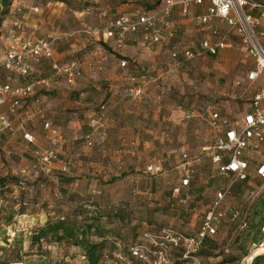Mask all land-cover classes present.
Here are the masks:
<instances>
[{
	"label": "crops",
	"instance_id": "obj_1",
	"mask_svg": "<svg viewBox=\"0 0 264 264\" xmlns=\"http://www.w3.org/2000/svg\"><path fill=\"white\" fill-rule=\"evenodd\" d=\"M157 1L8 0L5 3L0 0V12L7 10L0 22V60L13 40H54L53 59L33 65L29 77H12L0 69V85L33 87V94L21 100L17 115L10 116L12 131L0 133V244L4 241L3 247L9 249L8 258L0 257V264H64L61 260L67 251L80 254L75 258L81 261L73 256V262L70 255L71 264H88L79 247L31 245L33 232L42 228L46 221L72 217L77 214L78 206L80 210L87 209L95 214L92 211L101 204L96 195L105 194L117 177L120 182L129 174L134 178L133 193H141L135 180L141 177L146 164L161 162L175 178L176 168L181 167V154L196 149L194 135L200 138L208 135L206 127L203 132L198 128L209 110V102L198 106L196 100L195 109L187 111L175 107L174 101L167 104L169 98L164 89L167 84L166 90L168 85L181 90L184 64L190 61L181 54L186 49L193 50L196 56L192 75H208L209 70L202 63L208 64L212 56L192 48L193 41L204 31L198 20L204 12L203 5L191 6L186 16L181 15L179 5L174 6L169 18L178 31L156 46H144L140 36L134 34L122 48H116L114 39L102 40L91 32L93 28L104 29L110 20L121 14L151 13L162 0ZM261 20L262 17L255 18L256 22ZM174 51L179 54L176 60L170 58ZM72 59L80 63L81 75L73 85H68L64 76L52 70L51 62L64 63ZM121 60L147 71L148 81L138 100L126 99L130 82L128 71L119 67ZM251 83H259L258 89L263 86L260 78ZM193 87L207 98L221 91L218 83L208 79ZM239 89L233 84L229 93L238 94ZM11 100L8 97L0 107V114H7ZM98 112L106 116V125L93 134L89 122ZM46 122L50 124L49 129L44 128ZM24 132L33 136L32 143L22 138ZM94 136L101 137V143L89 145L86 139L92 141ZM54 143L60 159L70 162L66 173H61L57 165L38 175L23 177L15 172L14 160L18 162L19 171L26 169L35 162L39 150ZM206 156L201 152V163H205ZM13 175L23 181L21 196L31 204L22 210L6 196ZM258 181L249 180V184L257 186ZM207 185L208 181L202 176L191 182L189 195L195 205V217L204 214L210 204L207 205L209 200L205 195ZM146 193L150 197L151 194ZM118 199L114 198L115 203ZM260 199L264 201V194ZM261 218L259 226L264 222V214ZM12 221L19 222L24 229L18 232ZM26 228L32 231L29 233ZM122 249L123 246L116 243L115 247L104 251L101 260L116 256ZM203 249L208 250V247ZM133 264L138 262L133 260Z\"/></svg>",
	"mask_w": 264,
	"mask_h": 264
},
{
	"label": "built area",
	"instance_id": "obj_2",
	"mask_svg": "<svg viewBox=\"0 0 264 264\" xmlns=\"http://www.w3.org/2000/svg\"><path fill=\"white\" fill-rule=\"evenodd\" d=\"M248 0H162L159 6L151 13L143 14H121L110 20L104 29L93 28L92 34L99 36L102 40L114 39L117 48H122L130 35L138 34L144 46H156L177 33L176 24L170 20V14L174 6L179 5L182 16L188 14L191 6L205 5L204 12L198 17L200 24L208 27L214 20H221L229 28H236V32L243 35L249 41V54L253 57L255 67L246 75V80L255 82L259 78L263 86L258 89L250 99L248 111L240 118L230 120L217 111H211L208 115V125L215 134V140L208 147H203L202 152L209 156L211 163L215 164L220 175L232 178L233 182L246 181L249 176V166L252 164L254 175L264 183V162H257L254 156L260 153V147L264 145V46L254 39L253 27L255 19L250 14L242 11L243 7H263L259 3L249 4ZM213 42L210 37L204 38L199 44L202 52L214 57L226 48L223 37L218 36L216 30L211 31ZM260 37L264 34L259 33ZM53 39L33 38L27 40H13L5 49L3 59L0 60V69L9 76L27 78L31 75L33 65L43 60L53 59ZM186 60H191L194 52L186 49L181 52ZM178 52H171L170 58L176 60ZM126 60L119 62V67H129ZM51 68L57 75L65 77L68 85H73L75 79L81 75L80 63L72 59L64 63L51 62ZM129 74V87L126 90V98L137 99L141 97L142 88L147 83V71L141 67H131ZM133 68V70H132ZM128 69V68H127ZM126 69V70H127ZM135 69V70H134ZM33 94V87L30 85H0V107L5 104L8 97H11L7 114H0V133L12 131L10 116H16L20 108L21 100ZM103 109V108H101ZM99 113V112H98ZM106 116L103 112L91 119L89 126L93 134L98 133L106 125ZM50 124L44 123V128L49 129ZM27 143L33 142V136L27 132L22 134ZM86 142L91 145L93 142L100 144L101 137L94 136L93 140L87 138ZM195 158L187 152L181 154V167L177 170V182L172 186L171 192L178 197L180 204L190 201L189 188L194 180L192 162ZM54 165L58 166L61 173L68 171L70 162L60 159L58 146L41 149L37 152L34 163L28 168H23L20 174L38 175L41 172L50 170ZM165 172L164 166L159 162L146 164L142 169L145 176L155 177ZM22 182V181H21ZM21 183L14 188L16 194ZM231 184L219 190L214 200L205 210L199 227L193 234L172 229L163 228L157 232L145 233L141 240L129 246L128 256L117 254L112 259H107L102 264H171L173 250L179 249L181 259L186 264H203L196 258V254L203 248L205 240L213 238L217 232L218 223L224 218L225 212L222 205ZM257 193H251L250 196ZM14 199H18L17 196ZM239 211L235 210L230 214L232 221L239 220ZM249 226L247 219L240 221V227ZM261 236H264V222L259 227ZM259 244L258 246H260ZM256 246V245H253ZM249 261L252 259L246 258Z\"/></svg>",
	"mask_w": 264,
	"mask_h": 264
},
{
	"label": "rangeland",
	"instance_id": "obj_3",
	"mask_svg": "<svg viewBox=\"0 0 264 264\" xmlns=\"http://www.w3.org/2000/svg\"><path fill=\"white\" fill-rule=\"evenodd\" d=\"M159 2V0L157 1ZM249 4L264 5V0H248ZM0 5L1 2H0ZM205 5H203V8ZM4 8V7H3ZM242 11L247 12L252 16L253 19L262 17V20L255 22L253 27L254 39L258 43L264 46V35L260 37L258 34H264V8L263 7H251L246 5L243 7ZM1 16V12H0ZM204 31L201 33L202 36L193 41V47L198 53H204L199 48L201 40L210 37L209 39L213 42V37L211 31L216 30L220 37H223L225 42L229 45L222 51L208 60V64L202 63L209 72L208 75H202L199 73L197 76L192 75L194 66L192 64L195 62V53L193 58L184 64V76L181 77L182 87L180 91L174 90L171 85H168V90H166L167 84H164L165 95L169 98L167 104L171 101L176 102L175 107H180L181 109L191 111L195 109L196 100L199 103L198 106H203V103L209 102V110L203 117V124L199 126V131L203 132L206 127V119L211 111H217L219 114L226 116L230 120H236L240 118L246 111H248L250 98L255 90L258 89V84L248 83L246 80V75L254 67L255 62L253 57L249 54L250 43L246 41L243 35L236 32V28H229L224 21L214 20L208 27H204ZM116 45V43H115ZM191 50V49H189ZM193 51V50H191ZM219 60V62H218ZM39 65V64H37ZM210 65V66H209ZM214 65H217L213 69ZM210 80V82L218 83L221 86V91L212 93L211 97H206L205 95L197 92L193 87L197 83L198 86L202 84L204 80ZM245 82V83H244ZM236 85L240 87L238 94L229 93V87ZM191 86V87H190ZM195 97V98H194ZM140 98V97H139ZM128 99V98H126ZM138 99V98H137ZM136 100V99H134ZM128 99V101H134ZM202 103V105L200 104ZM192 114L191 112L188 113ZM198 135V134H197ZM194 135L193 141L196 142V149L192 152L187 151L192 158H195L192 162L194 170V179L197 176H202L208 181L206 186L205 195L207 205L211 203L216 193L222 188L231 184L229 190V195L225 198L222 205V209L225 212V216L218 223L216 235L210 240V246L207 249H202L196 254V258L203 264H250L246 258L254 257L255 250L259 247L257 242L260 244L264 241V236H261L260 231L255 227H260L261 216L264 214V201L260 202V198L264 194V183L258 181L257 178H249L248 181L233 182L232 178H226L220 175L217 171L215 164L211 163L209 156L205 158V163L200 162L201 150L203 147H208L205 145L201 147L202 140L200 137ZM162 144V142H160ZM205 153V152H204ZM206 154V153H205ZM257 162H264V145L260 147V153L258 156H254ZM181 159V156H180ZM159 163V162H158ZM161 163V162H160ZM162 164V163H161ZM15 168V172L18 170V162L16 160L12 163ZM165 172L162 175L150 177L141 174L138 180H135L139 189L141 188V193H133L132 184L134 178L128 174L124 180L112 181L111 188L108 191L96 197H99L101 201L98 211L95 212L96 215H92L90 210L78 209L75 211L79 215L78 222L82 226H88L94 224L96 228L95 235H90L89 239L92 242H102L100 239L102 236L110 239L111 235L116 232V230H121L122 235H127V240L124 242L125 246H129L141 240L145 233L157 232L163 228H172L186 234H193L200 225L203 214L195 217L194 208L195 205L193 201H188L187 203L180 204L178 202L179 198L174 197L171 192L172 185L177 182V175L174 178L170 175V170L164 166ZM253 169V165L250 166ZM142 173V172H141ZM11 189L7 191L8 201L14 203L16 199L15 196L21 200L20 189L18 193L14 188L17 186V181H21L16 175L10 177ZM252 180H256L257 188L254 185L249 184ZM255 188V189H253ZM146 194H151L150 197ZM257 193L256 195L250 196V194ZM119 198L117 203H115L114 198ZM113 199V200H112ZM18 200V199H17ZM259 201L257 206L255 204ZM113 202V203H109ZM20 210V209H18ZM239 211V220L232 221L230 214L235 211ZM106 214V215H105ZM105 215V216H104ZM247 219L249 226L247 228L240 227V221ZM18 232H21L24 227L20 225L19 222H13ZM30 233L31 228H26ZM111 232L112 234H107ZM93 234V233H92ZM103 241V246L110 244V241ZM255 242L256 246H253ZM5 244L2 241L0 244V250L2 253L1 258L7 259L9 256L8 250L3 247ZM78 253L73 254V251L66 255H63L61 263L69 264V257L73 262L74 258L77 257ZM80 254H78L79 256ZM261 255V253L257 254ZM255 255V256H257ZM220 256L217 261V257ZM113 258V257H112ZM109 258V259H112ZM66 259V261H64ZM81 261L80 258H75ZM71 264V263H70ZM171 264H186L185 260L181 259V252L179 249L173 250L171 255Z\"/></svg>",
	"mask_w": 264,
	"mask_h": 264
},
{
	"label": "trees",
	"instance_id": "obj_4",
	"mask_svg": "<svg viewBox=\"0 0 264 264\" xmlns=\"http://www.w3.org/2000/svg\"><path fill=\"white\" fill-rule=\"evenodd\" d=\"M2 1L7 3L8 0H6V1L2 0ZM6 13H7L6 9L1 12L0 22L2 20V16H4ZM115 47H116V45H115ZM128 65H129V67H127L128 69L127 68L126 69L128 71V75H129L131 73L130 66L134 68L135 65L132 66L130 63ZM133 68H132V70H133ZM23 109H24V107H23ZM10 119H11V117H10ZM206 129L208 131V135L206 137L200 138V140H202L201 147H203L205 145L210 146L213 143V141L215 140V134L208 125V117L206 119ZM250 166H249V176H248L246 181H248L249 178L255 177L254 169H251ZM0 181H2V180H0ZM22 182L18 180L17 184L21 183V185H22ZM255 188H257V186H255ZM255 188H253V189H255ZM20 191H21V189H20ZM20 193H22V192H20ZM15 202H16L15 206L17 207V209H20V210L27 208L29 205H31V204H29V201H27L23 198L21 200H19V198H18V200H16ZM98 207L95 208L94 210L98 211ZM94 215H96V213ZM79 218L80 217L78 214H74L72 217H63V218H58L55 220L46 221L44 223V225L42 226V228L39 227L33 232L32 236H31V240H30L31 245L40 246L41 243H45L46 245L54 244V245H64L67 247L68 246H76L82 250L83 256H84L83 259L85 258L88 264H102L103 262H105V260H107L109 258L105 257L103 260H101V258L105 255L104 251L115 247L116 243L121 244L124 248L120 252H117L118 254L127 255V253H129L128 248L130 245L129 246L124 245V242H126V240L128 239L127 235H125V234L122 235L121 232L119 231V229L116 230V232H114L113 235H111L110 239L102 236L100 239L102 242H92L89 239V236L95 235V231L98 228H96L94 224H90L88 226H82L77 220ZM107 234H109V236H110V234H112V233L108 232ZM107 239L110 241V244L103 246V241H107ZM210 240H212V238L204 241L203 248L211 245ZM253 243H254L253 245H255V242H253ZM257 244L259 245L260 241H258ZM250 264H264V253L261 255L254 256L251 259Z\"/></svg>",
	"mask_w": 264,
	"mask_h": 264
},
{
	"label": "bare ground",
	"instance_id": "obj_5",
	"mask_svg": "<svg viewBox=\"0 0 264 264\" xmlns=\"http://www.w3.org/2000/svg\"><path fill=\"white\" fill-rule=\"evenodd\" d=\"M263 254L264 253V241L262 242V244L255 250L254 254Z\"/></svg>",
	"mask_w": 264,
	"mask_h": 264
},
{
	"label": "water",
	"instance_id": "obj_6",
	"mask_svg": "<svg viewBox=\"0 0 264 264\" xmlns=\"http://www.w3.org/2000/svg\"><path fill=\"white\" fill-rule=\"evenodd\" d=\"M254 256L257 255V254H253ZM251 258H253V256H251Z\"/></svg>",
	"mask_w": 264,
	"mask_h": 264
}]
</instances>
